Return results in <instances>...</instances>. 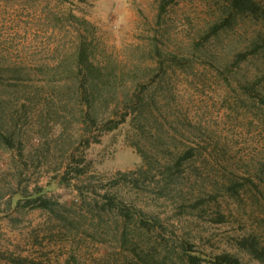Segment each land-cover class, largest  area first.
Here are the masks:
<instances>
[{
	"label": "rangeland",
	"instance_id": "rangeland-1",
	"mask_svg": "<svg viewBox=\"0 0 264 264\" xmlns=\"http://www.w3.org/2000/svg\"><path fill=\"white\" fill-rule=\"evenodd\" d=\"M229 1L0 0V264H262L264 27Z\"/></svg>",
	"mask_w": 264,
	"mask_h": 264
},
{
	"label": "trees",
	"instance_id": "trees-1",
	"mask_svg": "<svg viewBox=\"0 0 264 264\" xmlns=\"http://www.w3.org/2000/svg\"><path fill=\"white\" fill-rule=\"evenodd\" d=\"M78 1L85 2L86 0ZM259 1L260 0H230L229 8L232 14H249L255 16L256 18H260L263 21L264 27V7L260 5ZM161 8H163V6ZM115 127L117 126H114L111 129H114ZM3 139L10 144V139L7 137ZM142 157L145 160V156L142 155ZM76 173L80 176L85 173V170L80 168L76 170ZM130 173L119 172L118 177L113 185H118L121 180H127ZM25 203L26 207H33V209H41L48 212H55L59 206L57 202L47 198L45 192L42 189L36 190L30 195V197H27ZM108 203L113 208L122 209L119 203L114 201L112 202L111 199H109ZM135 215L142 225L153 226L155 224L154 220L148 218L147 214L142 210H136ZM238 247L241 250L247 252L256 261L264 264V247L261 246L254 237H247L239 240ZM185 256V264H244L239 257L231 253H222L214 257H210L191 251L187 252Z\"/></svg>",
	"mask_w": 264,
	"mask_h": 264
}]
</instances>
